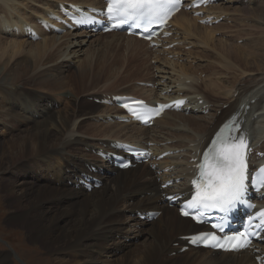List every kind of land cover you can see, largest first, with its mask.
Listing matches in <instances>:
<instances>
[{"label":"bare ground","instance_id":"bare-ground-1","mask_svg":"<svg viewBox=\"0 0 264 264\" xmlns=\"http://www.w3.org/2000/svg\"><path fill=\"white\" fill-rule=\"evenodd\" d=\"M241 1L246 8L222 7ZM65 2L99 3L0 0V14L14 11V17L6 22L5 17L0 18V131L1 137H12L0 142V174L4 175L1 181L10 201L8 225L27 229L26 242L47 250L48 264H255L248 252L213 254L189 249L185 254L172 256L187 246L181 236L201 229L180 218L163 201V193L168 191L161 186L168 179L167 174L159 182L160 175L147 166L129 169L105 177L103 187L90 194L69 184L78 182L76 174L84 169V163H89L86 158L97 160L83 150L102 147L113 139L172 142L160 147L156 155L182 150L175 161L166 160L164 167L174 165L178 171L174 175L187 176L193 153L205 147L218 126L242 104L250 107L249 111H240L246 126L250 125L257 144L264 142V6L252 4V0H222L220 5L205 10L208 16H214L213 21L225 16L222 23L212 26L200 25L190 13L182 12L173 21L175 35L167 43L177 42L178 48L174 50L156 51L135 38L108 34L104 38L112 39L98 43L102 38L99 37L84 52L87 38L91 37L87 33L47 36L32 42L23 39V35L5 31L14 24L34 22L28 21L29 15L46 13ZM31 6L34 11L28 12ZM25 12L29 13L27 18ZM187 46L194 48L185 51ZM204 50H213L219 56L220 68L226 70L225 74H218L220 78L214 68L204 71L194 66L193 61L201 58ZM148 59L159 63L152 68L153 72L147 70ZM144 72L154 75L145 80ZM227 74L239 81L223 90V79L230 78ZM112 79L114 83L119 79L151 82V90L139 88L142 94L133 95L158 98L167 92L166 100L189 97L194 110L203 109L196 105L200 96L210 105L211 112L203 115L197 110L189 117L167 113L149 129L115 122L98 126L91 120L113 116L119 110L95 105L86 97L95 94L91 92L94 84ZM114 83L110 82L107 90H115ZM65 90H70L72 99L62 109H54V96ZM167 116L172 119H166ZM16 121L21 126L14 130L11 125L14 127ZM1 129L5 131L2 133ZM153 210H161L162 214L152 223L132 216L136 211ZM58 215L65 217L62 223L57 221ZM141 235L148 238L137 247L139 243L134 242ZM129 239L133 243H128ZM12 256L10 251L0 253V264H12Z\"/></svg>","mask_w":264,"mask_h":264},{"label":"snow or ice","instance_id":"snow-or-ice-1","mask_svg":"<svg viewBox=\"0 0 264 264\" xmlns=\"http://www.w3.org/2000/svg\"><path fill=\"white\" fill-rule=\"evenodd\" d=\"M178 0H107L105 15L113 25L135 24L149 31L148 25L163 22L175 9ZM235 126V125H233ZM248 145L243 135L219 138L203 156L199 175L193 181L196 195L190 202L197 209L227 212L240 202L246 190V154ZM264 173V170H261ZM264 186V185H262ZM188 215V212H183ZM264 216V212L260 214ZM230 237L226 250L239 251L250 246V240ZM213 247L224 248L216 236Z\"/></svg>","mask_w":264,"mask_h":264},{"label":"rangeland","instance_id":"rangeland-1","mask_svg":"<svg viewBox=\"0 0 264 264\" xmlns=\"http://www.w3.org/2000/svg\"><path fill=\"white\" fill-rule=\"evenodd\" d=\"M257 0H252V4H255V3H257L256 2ZM251 4V5H252ZM258 4H260L262 7L264 6V0H258ZM232 5V6H231ZM222 7H227V8H232V7H234V9H236V8H246V6L243 4V1H241V2H237V3H231V4H227V5H224V6H222ZM33 8V9H32ZM28 9H30L29 11H34V7H29ZM233 9V8H232ZM11 12H13L12 10H11ZM19 13H21L22 14V11H19ZM28 12H25V16H26V18H27V14ZM44 13V12H43ZM43 13H37V14H35V15H29V17H28V21H35L36 19H37V17H39V16H42V15H44ZM227 14V13H226ZM228 15V14H227ZM12 17L11 16V14L10 13H8V14H0V18H3V17ZM34 16V17H33ZM31 19V20H30ZM7 19L5 18V20L4 21H6ZM225 24H227L226 22H225ZM229 24H231L230 22H229ZM3 35H6V34H3ZM9 37H11V36H9ZM110 37V38H109ZM108 38H106L107 40H109V39H112V36H109ZM218 38H220V35L219 36H217ZM12 38V37H11ZM58 38V37H57ZM13 39H18V38H14L13 37ZM44 39V38H43ZM42 39V40H43ZM99 39H101V38H99ZM99 39H96L95 41H97V40H99ZM105 39V38H104ZM42 40H40V41H42ZM93 40V39H92ZM91 40V41H92ZM28 41V40H27ZM89 42L88 43H90V40H88ZM94 41V40H93ZM101 42H105V41H101ZM87 43V44H88ZM240 45L241 44H243V41L242 40H240L239 42H238ZM85 47V46H84ZM192 47V46H191ZM186 48V47H185ZM184 48V50H186V51H190V50H192L194 47H192L191 49H190V47H188L187 46V48L185 49ZM216 48L217 49H219V46L217 45L216 46ZM84 49V52L86 51V49H87V46L85 47V48H83ZM89 50V49H88ZM87 50V51H88ZM254 50V49H253ZM213 50H204L203 51V53H202V56H201V58H203L202 60H201V58H199V59H196L195 61H193V64H194V66H198V68L200 69V70H204V71H206L207 70V68H214V69H216V71H217V75L216 76H218L219 78H220V76L219 75H221V74H225L226 73V70L224 71V69L223 68H220L221 67V63H220V59H219V56L217 55V54H213V52H212ZM101 53H103V51L101 52ZM210 53V54H209ZM212 53V54H211ZM205 54V55H204ZM150 61H151V63H152V61H154V59L153 60H151L150 59ZM206 61V62H205ZM186 62V61H185ZM184 62V63H185ZM190 62H192V60H190ZM196 62H200L199 64L198 63H196ZM212 62H214L213 64H212ZM155 63H157V61H155ZM197 64V65H196ZM212 64V65H211ZM157 65H159V63H157L156 65H154V66H157ZM211 65V66H210ZM153 66V67H154ZM152 67V68H153ZM153 70V69H152ZM154 71V70H153ZM144 73H146V72H144ZM144 73H143V78L145 79V80H149L150 79V77H152L153 75H154V73L153 74H151V73H149V72H147V74H149V75H152V76H149V75H144ZM221 73V74H220ZM219 74V75H218ZM145 76V77H144ZM149 76V77H148ZM205 76V73H203L202 74V78H205L204 77ZM227 77H230L229 79H223V84H224V86L222 87V89L224 90V89H227V88H229V86H231V85H233V84H235V83H237V81H239V79L238 80H236L234 77L235 76H232L231 74H227ZM232 77V78H231ZM248 77H250V76H248ZM248 77H246V79H250V78H248ZM235 79V80H234ZM136 80V79H135ZM221 80V79H220ZM132 81H134L133 79H131V80H127V82L125 83V82H119L118 83V81H116L115 83L113 82V79L112 80H110V81H100V82H98V83H96V84H94V87H95V94H99V93H101V92H103V90H106L107 91V93H111V92H113V91H116V92H114V94L115 93H122V91H117V90H121L122 88H123V90H125L126 89V87H127V85H132V84H135V82L134 83H131ZM137 81V80H136ZM110 82H112V83H114V84H116L115 85V87H113V88H115V90H107V88L110 86V85H112V84H109ZM130 82V83H129ZM106 83V84H105ZM129 83V84H128ZM151 83V82H150ZM187 83H189V80L187 81ZM231 83V84H230ZM230 84V85H229ZM126 86V87H125ZM97 91H99V93L97 92ZM135 91H136V93H139V95L140 94H142V92H138L139 91V88L137 89V88H135ZM263 91V90H262ZM97 92V93H96ZM264 92V91H263ZM95 94H90L89 96H87L86 98H88V100H90V101H92V97L91 96H96ZM127 94H130V93H127ZM58 94H56L55 96H57ZM67 98V99H66ZM72 98V94L70 93V92H66L64 95H63V99H61V102L60 103H58V104H55V108L56 109H60V108H62L63 106H66L67 105V102H69L70 101V99ZM75 98L77 99L78 98V95L77 96H75ZM95 98H98V97H95ZM101 98V97H100ZM66 99V101H64ZM224 100V99H223ZM63 101V102H62ZM80 101H81V99H80ZM209 101H211L212 102V100H209ZM253 102H254V100H253ZM99 106V105H98ZM59 107V108H58ZM102 107V106H101ZM108 107V106H107ZM73 107H71L70 109H72ZM99 113V112H98ZM97 114V113H96ZM218 114H220V112L218 113ZM186 116V115H185ZM169 117V119H172L170 116H167L166 117V119ZM186 117H189V115L188 116H186ZM91 122L92 123H94V124H97V125H100V124H103L100 120H99V122L97 121V120H91ZM90 121H87V124H89V123H91ZM96 122V123H95ZM21 126V125H20ZM19 126V127H20ZM89 128H93V127H89ZM2 130V133H3V129H1ZM5 131V130H4ZM96 133H99L100 134V131L99 130H97L96 131ZM0 134H1V131H0ZM17 135V134H16ZM16 135H12V136H16ZM2 136V134L0 135V142H6L8 139H10V138H12L11 136H6V137H1ZM18 136H20V135H18ZM17 138V137H16ZM92 141V140H91ZM100 143V142H99ZM100 145H102V144H100ZM93 148H96L95 146H92ZM97 148H99V147H97ZM84 153H87V154H90V152H88L87 151V149L86 150H84L83 151ZM95 157V156H94ZM32 158V157H31ZM12 169V168H11ZM10 169V170H11ZM16 176H17V174H15ZM4 177V175H1L0 174V253H3V252H8V251H10V252H12L13 254H14V256H12L11 257V260H12V264H48L47 263V261L46 260H48V258H46V257H48L49 255V253L47 252V250H45V249H43L42 247H35V246H33V245H31V243H28V242H26V240L28 239L27 238V229H24V228H21L20 226H18V225H15V226H9L8 225V222H7V219H8V217H9V214H10V207H9V203H10V201H9V198L7 197V195H6V193L7 192H5V190H6V186L2 183V181H1V178L2 177ZM8 176V175H7ZM14 181H16V182H19V180L18 179H16V178H14ZM13 184H15V185H18V187L21 189V186H19V184L18 183H14V182H12ZM70 185V184H69ZM72 187V186H71ZM108 187H110V186H108ZM125 188V187H124ZM123 188V189H124ZM123 189H121L120 191H122ZM77 190V189H76ZM44 209H48L47 207L46 208H44ZM133 217L135 216L136 217V215L135 214H133L132 215ZM134 217V218H135ZM64 219H65V217H62V215H58V217H57V221L58 222H63L64 221ZM138 220V219H137ZM144 222H146V221H144ZM60 223V224H61ZM132 228H134V227H132ZM144 236H146V235H141L140 237H139V241H138V239L134 242V243H136V244H138L137 245V247H139L142 243H144L146 240H147V238L148 237H145L144 238ZM150 240H151V242H153L155 245L157 244V243H155L154 241H153V239L152 238H150ZM128 243H133V241H131V242H128ZM174 246H176V245H174ZM136 247V248H137ZM135 248V249H136ZM122 254V253H121ZM117 255L119 256V252L117 253ZM130 256H128L127 257V259L129 258ZM44 259V260H43ZM42 260V261H41ZM46 261V262H45ZM42 262V263H41ZM121 264V263H120Z\"/></svg>","mask_w":264,"mask_h":264}]
</instances>
